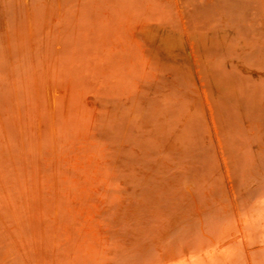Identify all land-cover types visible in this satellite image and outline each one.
<instances>
[{"label": "rangeland", "instance_id": "obj_1", "mask_svg": "<svg viewBox=\"0 0 264 264\" xmlns=\"http://www.w3.org/2000/svg\"><path fill=\"white\" fill-rule=\"evenodd\" d=\"M0 264H264V0H0Z\"/></svg>", "mask_w": 264, "mask_h": 264}]
</instances>
